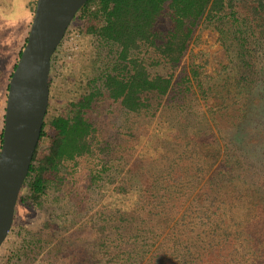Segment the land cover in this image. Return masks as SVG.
<instances>
[{
  "label": "trees",
  "instance_id": "1",
  "mask_svg": "<svg viewBox=\"0 0 264 264\" xmlns=\"http://www.w3.org/2000/svg\"><path fill=\"white\" fill-rule=\"evenodd\" d=\"M78 13L94 40L93 72L50 122L54 135L40 153L38 143L20 191L16 212L28 200L46 213L29 250L50 246L49 264H264V0H88ZM201 25L218 31L226 55L216 74L183 63ZM115 102L162 116L171 131L155 158L112 172V140L95 117ZM80 158L95 163L85 177ZM106 182L136 190L138 204L85 220L87 189L100 197Z\"/></svg>",
  "mask_w": 264,
  "mask_h": 264
},
{
  "label": "rangeland",
  "instance_id": "2",
  "mask_svg": "<svg viewBox=\"0 0 264 264\" xmlns=\"http://www.w3.org/2000/svg\"><path fill=\"white\" fill-rule=\"evenodd\" d=\"M36 2L37 0H0V140L5 121L7 85L15 69L14 65L20 58L19 52L23 50L29 35ZM93 41L92 35L86 30L85 19L78 13L52 57L49 105L44 119L45 133L38 145L39 153L50 143L54 135L50 122L55 117L66 115L70 104L87 88V79L93 72L95 57ZM191 60L203 66L205 72L209 74H216L226 63V55L219 41V33L213 26L201 25L196 31L183 63L188 64ZM160 70L162 69L158 71ZM108 108L109 113H105L107 115L105 119L101 121V116H96L95 120L98 122V127L104 129L106 135L112 140L110 155L113 161L109 164L113 169L112 172L118 171L117 169L128 170L132 164H137L139 159H152L163 151L157 140L171 131L165 118L160 115L150 119L129 115L119 102L111 103L110 106L108 104ZM87 116L89 113H86ZM141 124L143 127L138 130ZM122 156L126 159H121ZM80 159L77 176L84 174L82 177H85L87 176L86 169L95 163L91 160ZM83 180H85L83 184L86 185L90 178ZM115 185L106 182L100 197L96 191L94 192L95 186L92 187L93 189H87L93 207L90 204L89 209L84 211L85 220H91L90 217L102 207L122 208L123 210L136 207L139 199L137 191L120 193L114 190ZM28 194V188L24 187L20 200H26ZM29 202L26 200L23 211L17 209L11 231L0 248V264H49L47 258L50 246L37 248L36 252L29 250L33 248L31 243L36 230L43 229L46 222V213L33 208ZM53 231L55 229L45 227L42 234L50 237ZM88 234L91 235L92 232L89 231ZM56 237L57 234L52 235V238ZM17 256L23 259L16 263Z\"/></svg>",
  "mask_w": 264,
  "mask_h": 264
},
{
  "label": "water",
  "instance_id": "3",
  "mask_svg": "<svg viewBox=\"0 0 264 264\" xmlns=\"http://www.w3.org/2000/svg\"><path fill=\"white\" fill-rule=\"evenodd\" d=\"M88 0H37L10 78L0 149V248L14 223L19 194L39 143L50 97L54 53Z\"/></svg>",
  "mask_w": 264,
  "mask_h": 264
},
{
  "label": "built area",
  "instance_id": "4",
  "mask_svg": "<svg viewBox=\"0 0 264 264\" xmlns=\"http://www.w3.org/2000/svg\"><path fill=\"white\" fill-rule=\"evenodd\" d=\"M64 37H65V36H64ZM63 39H64V38H63ZM63 39H62V41H63ZM62 41H61V43H62ZM61 43H60V44H61Z\"/></svg>",
  "mask_w": 264,
  "mask_h": 264
}]
</instances>
